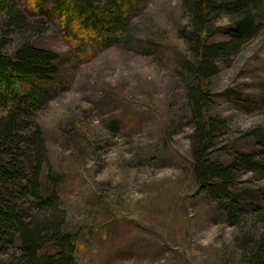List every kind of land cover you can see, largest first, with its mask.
<instances>
[{
	"label": "rangeland",
	"instance_id": "1",
	"mask_svg": "<svg viewBox=\"0 0 264 264\" xmlns=\"http://www.w3.org/2000/svg\"><path fill=\"white\" fill-rule=\"evenodd\" d=\"M78 1L106 17L113 0ZM137 2L129 36L111 31L113 40L86 57L56 18L34 36L37 46L60 55L63 71L62 86L35 114L47 145L43 172L56 177L82 264H241L238 227L202 193L192 169L182 0ZM3 23L0 37L10 40ZM11 39L9 52L17 34ZM206 89L209 115L225 121L210 157L226 164L237 152H257L264 138V26L220 63ZM240 177L241 204L264 214V172Z\"/></svg>",
	"mask_w": 264,
	"mask_h": 264
},
{
	"label": "trees",
	"instance_id": "2",
	"mask_svg": "<svg viewBox=\"0 0 264 264\" xmlns=\"http://www.w3.org/2000/svg\"><path fill=\"white\" fill-rule=\"evenodd\" d=\"M0 1V21L10 36L0 37V264H82L56 177L43 172L47 145L35 116L63 84L62 61L57 52L37 46L34 36L47 30V18H56L77 54L89 56L113 40L111 31L129 36L126 26L138 0H113L106 17L78 0ZM261 6L262 0H182L188 18L182 37L190 57L181 79L194 122L192 169L202 193L238 227L241 264H264V214L249 212L236 190L242 172H264V138L257 152H237L230 163L212 159L211 144L225 121L209 115L206 82L263 29ZM15 33L18 41L9 52ZM217 34L225 38L215 40Z\"/></svg>",
	"mask_w": 264,
	"mask_h": 264
}]
</instances>
